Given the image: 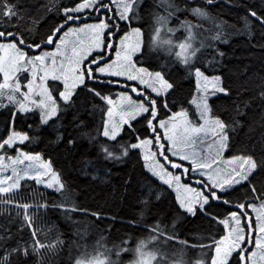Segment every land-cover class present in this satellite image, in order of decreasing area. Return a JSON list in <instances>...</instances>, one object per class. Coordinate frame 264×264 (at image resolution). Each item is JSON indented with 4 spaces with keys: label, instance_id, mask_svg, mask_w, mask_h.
<instances>
[{
    "label": "snow or ice",
    "instance_id": "snow-or-ice-1",
    "mask_svg": "<svg viewBox=\"0 0 264 264\" xmlns=\"http://www.w3.org/2000/svg\"><path fill=\"white\" fill-rule=\"evenodd\" d=\"M206 3L214 4L215 0ZM143 4L144 0H72L57 5L53 0L44 11L58 14L60 19L41 35V16L32 18L29 24L20 0H0V108L11 106L7 127L0 133V204L10 205L22 217L21 232L25 226L31 229L30 243L18 240L6 246V238L0 236V264H28L30 255L40 249L52 251L56 244L63 243L57 240L46 244L38 238L34 221L38 210L49 205L30 204L19 198L25 180L56 192H63L65 184L51 160L45 161L40 153L21 147L34 137L16 127L17 118L28 120L38 115V125L50 127V121H55L61 111L76 105L83 91L91 95L100 119L96 135H82L96 141L103 158L120 161L137 157L148 174L146 179L151 181L150 193L152 185L170 190L178 211L191 216L203 214L217 225V234L198 245L208 249V264H264V184L257 188L255 183L256 176L264 172V131L257 142L261 148L259 161L252 151L236 150L233 133L240 120L226 122L209 104L211 97L227 96L230 89L223 86L219 75H206L197 66V54L213 46L203 40L196 43L202 25L177 17L178 23L173 26L171 19L181 11L180 6L173 0H160L157 7L163 11L151 12L146 33L139 23ZM184 11L197 20L207 16L201 7ZM248 16L264 28V12L249 9ZM180 31L183 37L176 36ZM207 39L221 40V34ZM49 46L51 50H47ZM153 51L173 57L172 62L194 78L196 95L190 103L195 112L183 107L173 110L169 100L175 85L164 71L165 65L158 70L146 63L148 53ZM258 88V97L264 102V82ZM243 115L237 107L236 116ZM101 136L104 140L98 139ZM67 142L75 143L73 139ZM9 170L11 174L5 175ZM241 189L245 197L238 195ZM30 208L34 211L29 212ZM221 208L222 212L212 211ZM91 214L100 217L98 212ZM152 230L166 239L173 238L159 225ZM11 239L9 235L7 240ZM146 247L145 241L136 246L132 264H153L158 256L163 258L158 249L146 251ZM125 251L128 249L120 248L115 255L119 257ZM75 264L116 262L98 253L78 258ZM196 264L206 262L197 260Z\"/></svg>",
    "mask_w": 264,
    "mask_h": 264
},
{
    "label": "trees",
    "instance_id": "trees-1",
    "mask_svg": "<svg viewBox=\"0 0 264 264\" xmlns=\"http://www.w3.org/2000/svg\"><path fill=\"white\" fill-rule=\"evenodd\" d=\"M52 2L20 0L21 12L29 24L32 18L41 16L38 24L41 35L60 19L58 14L44 11L45 6ZM54 2L57 5L69 4L72 0ZM173 2L180 6L181 11L171 19V24L175 26L178 23L177 17L187 18L193 24L199 23L202 29L196 43L203 40L205 44L213 45L202 48L197 54V66L206 75H219L223 86L230 89L229 95L221 94L210 99L213 113L226 122L234 118L240 120L233 133L235 148L245 153L252 151L259 161L261 148L257 142L261 131H264V102L258 97V85L264 82V28L248 16V10L264 12V0H215L214 4H207L206 0ZM159 3L160 0H144L139 23L146 33L152 19L151 12L163 11L157 7ZM187 7H201L207 16L197 20L184 11ZM217 33L221 34L224 42L207 39ZM183 35V31L176 33L178 37ZM173 59L162 51H153L148 53L146 63L158 70L165 65L164 71L175 85L169 100L173 110L179 111L183 107L194 112L190 101L195 95V80L179 64L173 63ZM132 95L135 98V94ZM93 104L91 95L81 92L76 105L68 111H61L55 121H50V127L39 126L38 115L28 120L17 118L16 127L34 137L21 147L28 152L40 153L46 161L51 160L65 184L63 192H49L33 181L21 182L20 199L30 204L49 205L37 212L34 226L38 238L46 244L63 241L52 251L40 249L39 253L30 255L28 264H75L78 258H91L98 253H105L116 264H132L136 259L134 250L141 241L146 242V251L159 250L163 256L162 259L157 257L160 264H196L197 260L208 264V249L198 245L209 242L210 237L217 234V225L203 214L191 216L178 211L175 195H170V190L162 191L152 185L150 193L148 185L151 181L146 179L148 174L137 157L105 160L96 141L90 142L88 136L82 135L83 132L96 135L100 113ZM10 107L0 108V133L7 127ZM237 107L245 115L237 117ZM29 124L33 128L29 129ZM69 139L75 143L69 145ZM98 139L104 140L102 136ZM108 143L114 145L115 142ZM255 183L257 188L264 184V172L256 176ZM238 195L245 197V190L241 189ZM53 204H63L64 207H52ZM32 211L34 209L30 208L29 212ZM212 211L222 212L223 209ZM93 212L100 213L99 219L91 214ZM22 223V217L16 215L14 208L0 204V236L6 238V246L15 245L18 240L31 242V229L25 226L21 232ZM156 225L173 238L158 235L152 230ZM9 235L11 240H7ZM152 236L157 238L150 240ZM120 248L128 251L117 257L115 253Z\"/></svg>",
    "mask_w": 264,
    "mask_h": 264
},
{
    "label": "rangeland",
    "instance_id": "rangeland-1",
    "mask_svg": "<svg viewBox=\"0 0 264 264\" xmlns=\"http://www.w3.org/2000/svg\"><path fill=\"white\" fill-rule=\"evenodd\" d=\"M47 50H51V47L49 46V48L47 49ZM2 79V78H1ZM22 80H23V78H22ZM26 82V81H25ZM196 88V87H195ZM23 90H26V89H23ZM195 95H196V90H195ZM221 94H218L217 96H220ZM217 96H213V97H217ZM213 97H211V98H213ZM210 98V99H211ZM210 101V100H209ZM191 104V103H190ZM192 107H193V109H194V112H195V108H194V106L193 105H191ZM10 155H12V156H15L14 154H11V153H9ZM46 161V160H45ZM27 163V162H26ZM20 167H23V165H21ZM11 174V172H10V170L7 172V173H5V175H10ZM34 183H35V181H33ZM36 184V183H35ZM38 186V185H37ZM38 187H42V188H44L43 186H38ZM45 190H47V191H49V192H55L54 190H52V189H46V188H44ZM175 195V194H174Z\"/></svg>",
    "mask_w": 264,
    "mask_h": 264
}]
</instances>
